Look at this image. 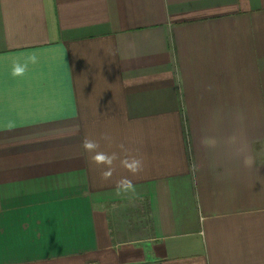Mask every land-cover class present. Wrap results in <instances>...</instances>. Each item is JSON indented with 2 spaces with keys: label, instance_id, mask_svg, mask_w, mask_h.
Returning a JSON list of instances; mask_svg holds the SVG:
<instances>
[{
  "label": "crops",
  "instance_id": "0c3cea01",
  "mask_svg": "<svg viewBox=\"0 0 264 264\" xmlns=\"http://www.w3.org/2000/svg\"><path fill=\"white\" fill-rule=\"evenodd\" d=\"M0 264H264V0H0Z\"/></svg>",
  "mask_w": 264,
  "mask_h": 264
},
{
  "label": "clouds",
  "instance_id": "9594fccd",
  "mask_svg": "<svg viewBox=\"0 0 264 264\" xmlns=\"http://www.w3.org/2000/svg\"><path fill=\"white\" fill-rule=\"evenodd\" d=\"M17 71H19V70H17ZM95 144L93 143V142H91V141H84V144H83V147H84V149L86 150V151H91L93 148H95ZM95 159H100V156L99 155H97V157H95Z\"/></svg>",
  "mask_w": 264,
  "mask_h": 264
}]
</instances>
